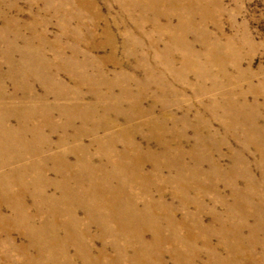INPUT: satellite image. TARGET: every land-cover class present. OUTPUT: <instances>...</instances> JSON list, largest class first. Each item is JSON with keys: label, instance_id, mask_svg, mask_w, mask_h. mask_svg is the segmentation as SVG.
I'll return each mask as SVG.
<instances>
[{"label": "rangeland", "instance_id": "obj_1", "mask_svg": "<svg viewBox=\"0 0 264 264\" xmlns=\"http://www.w3.org/2000/svg\"><path fill=\"white\" fill-rule=\"evenodd\" d=\"M84 1L87 7L54 8L45 0H0V156L17 160L55 146L42 160L55 188V159L67 154L73 163L76 155L89 151L60 141H69L76 129L91 135L83 136L88 138L81 140V147L89 148L93 136L96 141L115 140L117 157L109 159L102 148L88 157V165L96 170L87 174L84 167L83 174L75 177L81 184L87 176L114 177L107 184L115 194H106L97 185L94 191L103 193L69 203L79 210L75 219L59 212V220L70 229V233L62 230V244L69 240L65 233L74 235L68 259L73 264H260L264 261V0H221L223 34L236 42L237 37L246 39L235 54L218 52L209 60H196L188 71L180 63V50L170 58L164 56L166 38L156 45V53L148 49L151 25L141 16L144 20L149 12L129 7L126 0ZM207 31L215 34L211 23ZM184 42L202 51L196 38L186 36ZM157 54L162 63L170 62L174 74L165 66L154 67ZM142 58L144 66L139 65ZM85 62L90 66H82ZM159 76L164 82L157 87L152 77ZM89 77L93 84H88ZM95 88L98 97L90 91ZM142 88L145 94L140 98ZM74 92L89 104L74 103ZM90 104L97 108L93 106L96 116L89 119ZM72 111L80 113L81 120L69 116ZM165 112L172 119L169 123L175 124L167 126L174 130L159 122L166 135L157 139L151 124L141 129L143 122L158 121ZM207 122L209 129H204ZM252 127L262 133L244 138L240 132ZM129 142L137 147L128 152ZM148 154L158 156L156 165L163 168L162 179L148 180L149 186L133 180L139 160L145 161V177L160 172L151 167ZM172 154L181 159L179 172L172 170L176 165L169 168ZM242 166L247 169L237 168ZM36 168L16 164L4 169L10 178L0 177L1 189L14 190L9 198L18 197L19 191L33 194L34 189L39 195L42 178ZM121 173L131 176L130 184L123 183ZM126 185L133 186L126 189ZM32 194L23 198H33ZM0 206L8 215L5 199ZM48 220L35 219L34 228L9 229L13 246L1 245L0 252L16 258L17 244L27 255L23 264H65L58 244L42 233ZM22 230L31 243L20 237ZM5 239L1 232L0 241ZM73 248L81 253L76 256Z\"/></svg>", "mask_w": 264, "mask_h": 264}, {"label": "bare ground", "instance_id": "obj_2", "mask_svg": "<svg viewBox=\"0 0 264 264\" xmlns=\"http://www.w3.org/2000/svg\"><path fill=\"white\" fill-rule=\"evenodd\" d=\"M41 1V0H37ZM47 5H52L55 7H62L61 5H68V7H73L75 5L77 6H85L87 7L89 4H87L84 0H45ZM127 5L129 7H137L141 13H148L149 16L147 18H144L141 21H149L151 25L150 32L148 33V36L150 37L149 40V46L148 49L156 53V45L159 43V41L166 38L168 40V45H166L164 49V56L170 58L173 51L175 49H178L181 51V57H180V63L183 65L187 71L191 65L196 60H209L212 58L216 53L223 52V53H230L231 55L235 54V52L241 47V45L244 43L245 39H238V42H236L232 38L226 37L221 28H220V17L222 15L223 9L221 8V0H203L204 4L201 3V0H126ZM85 4V5H84ZM93 13V12H92ZM66 14V13H63ZM92 15V14H91ZM94 16V15H93ZM78 17V16H77ZM195 17V18H194ZM65 18H69L67 15ZM163 21V24H159L158 21ZM194 20H197L198 22L195 24ZM174 22H177L176 25H172ZM211 23L213 28L215 29V34H212L207 31V25ZM189 36H192L199 40L201 43V52H198L194 49L193 44L191 43H185L184 39ZM127 37V36H126ZM133 37V36H132ZM235 38V37H234ZM182 40V41H181ZM135 45V44H134ZM163 56V55H162ZM156 60V66L164 67L169 73L174 74V70L172 65L168 60H166V63L163 59V63L159 59V54L155 56ZM236 58H234L235 60ZM140 66H144L145 59H140ZM160 61V62H159ZM204 63V62H202ZM90 66V62H85L82 66ZM153 66L150 68L153 69ZM169 67V68H167ZM232 67L234 69L237 68V62H233ZM159 68V67H157ZM186 71V70H185ZM187 74V72H186ZM179 79V77H178ZM244 80L247 81V77H243ZM87 80V79H86ZM164 79L161 78V76L154 78L152 77V81L155 82V85L158 87L160 86L164 81ZM88 84H93V80L89 77L87 80ZM233 85H236V82L232 83ZM94 96H97V89L90 90ZM95 92V93H94ZM208 92V91H207ZM145 94V88H142L139 91L138 96L140 98H143ZM98 97V96H97ZM124 98L128 99L130 95H124ZM37 98V97H36ZM44 98H48L45 96ZM74 99V103L80 102H86L84 101L79 95L75 94L72 97V100ZM228 101V100H227ZM231 102V101H229ZM89 104L88 102L84 103V105ZM91 105V104H90ZM89 105V106H90ZM95 108H97V105H93ZM92 105L89 107V119L94 118L96 116L94 107ZM100 110V109H99ZM97 111V110H96ZM9 112H13L16 115H24V113H18L16 110H10ZM53 112H51V116H53ZM162 114V117L158 119V121L152 122V120L148 122H143L141 129L144 127H147L148 123L151 124V129L153 132L156 133L157 139L162 138L166 135V132L164 131L163 127H160L161 125L159 122H164V127H168L173 125L174 123H169V114L166 112ZM72 115L73 119H79L81 120L82 115L79 114H69V116ZM94 120V119H92ZM85 125V124H84ZM168 125V126H167ZM175 125V124H174ZM86 126V125H85ZM209 123L206 124L203 123L202 127L204 129H209ZM169 131L174 130V126L168 127ZM79 130L76 129L73 131V134L70 136V140L68 141L67 138H65V141H60V145H67V146H73L74 148H83L84 151H89L87 153H82V155H76L75 162H69V156L63 155L61 159L56 158V163L58 165L57 173H55V182L56 187L54 188L52 185H50V179L48 178V172L47 169H45V166L43 168L44 162L42 160H46L47 156L51 154L52 149L56 150L55 146H51L50 149L36 152V153H28L24 156H21L19 159H3L0 156V177L10 178L9 173H2L4 169H7L8 167L16 164H25V165H35L37 174L41 176L42 178V186L39 190V195L36 196V192L34 189L33 194L32 192H28L26 194H32L33 198H26L24 199V193L19 191V196L15 198H9V193L14 192L10 190L1 189V179H0V198L3 200L5 199L7 201V204L9 205V209L7 208L6 212H9V214H5L1 210L0 206V233L5 232L6 239L4 241H0L1 245H7V246H13V241L9 238V233L6 232L11 228L19 227L21 229L25 228H34L37 225L35 224V219H39L41 221H44L46 217L49 218L47 222L42 224V228L40 227L39 231L43 234H49L51 238V242H56L59 246L62 259L65 262V264L68 262V264H73L72 259H68V257H71L69 255L70 250L72 249L71 245L74 244L72 237L73 234H66L70 233V229L67 226V224L63 221H60L58 218V215H61L59 212H64L63 214H66L70 218L75 219L76 213H79V210L77 206L69 205L70 202H72L73 199H76L77 201L84 202L91 196H96L99 193H103V190L94 191L95 187L97 185H100L105 189L106 194H115L108 188V182H112L115 178L109 177V176H102V175H96L94 180H91L88 176L84 180V183H79L78 180L75 178L77 176H81L84 172V167L87 168V174L90 172L95 171L96 169L94 167H91L88 165V157L91 154H99V150L102 148L107 149V152L109 154V159H114L117 157V153L114 151L116 150L113 146L114 139L111 137L107 141L103 139L99 141H96L94 139V136L92 137V141L87 147H81L83 146L81 144V140L83 139V142L88 137H83L84 135H88L89 137L91 135L87 134L86 131L85 134H80ZM122 132V131H120ZM118 132V133H120ZM209 132V131H208ZM241 134L244 135V138L247 136L252 138L256 136V134L262 133L261 131H257L255 128H250L249 130L247 128H244ZM169 137V136H166ZM165 137V139H166ZM249 139V138H247ZM165 141V140H164ZM171 141V140H170ZM170 141L169 145H170ZM247 141V140H246ZM173 145H177L182 147L179 143L174 142L172 140ZM102 144H106V146H103ZM126 151L129 152V148H135L137 145L133 144L132 142L127 143ZM91 146L94 148L93 153L91 152ZM92 159L99 158L100 155L91 156ZM148 160L151 163V167L155 170H160L158 174L155 176L145 177L144 172L142 171L144 168V162H141L139 160L138 165H136V169L133 170L134 178L133 180L136 182H144L145 185H151V183L148 180H161L160 177L161 171H163V168H160L156 164L158 163V156H152L150 154L147 155ZM171 162L173 164L169 168H173L175 172H179V169L181 168V159L177 157V155L172 154L170 156ZM101 159L104 160V156H101ZM238 161V159H236ZM148 162V161H147ZM155 163V164H153ZM42 166V168H41ZM35 168V167H33ZM240 170H246L247 167H237ZM71 169V171H70ZM70 171V172H69ZM69 172V173H68ZM121 179L123 183L128 182L131 183L130 177L131 176H125L123 173L120 174ZM133 185H126V189L131 188ZM49 187L52 188V190L49 189ZM148 194L149 192H145ZM96 194V195H95ZM0 199V201H1ZM29 199V200H28ZM53 214V215H52ZM55 214V215H54ZM63 222V225H62ZM107 226H109L107 224ZM110 227V226H109ZM62 230L65 231V236L69 240H66L64 244L63 242V234ZM23 231V230H22ZM122 235V233H121ZM120 235V236H121ZM20 237L23 238V241L26 243H31L32 239L31 237L26 234L23 231V234H20ZM62 237V238H60ZM112 237V236H111ZM106 238V237H105ZM117 239V238H116ZM119 240V239H117ZM13 253L16 254V258L12 257V255L8 252H0V254L4 255L3 259H0L4 264H23V261L27 255H25V252L21 246H18L17 244H14ZM76 256H78V253H81L80 249L73 248ZM101 254L104 255V249H102ZM22 251V252H21ZM86 252V251H83ZM233 263H235L234 260H232ZM260 264H264V261L261 260Z\"/></svg>", "mask_w": 264, "mask_h": 264}]
</instances>
